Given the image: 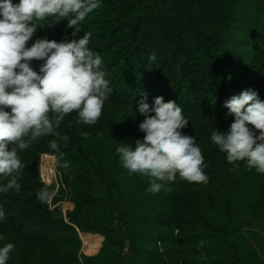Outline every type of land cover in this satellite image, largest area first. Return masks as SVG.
<instances>
[{
    "label": "trees",
    "instance_id": "1",
    "mask_svg": "<svg viewBox=\"0 0 264 264\" xmlns=\"http://www.w3.org/2000/svg\"><path fill=\"white\" fill-rule=\"evenodd\" d=\"M39 23L29 43L91 32L111 93L95 125L73 112L57 135L18 153L21 190L0 193V246L15 245L8 264H264V174L229 164L210 139L234 121L224 106L233 95L264 99V0H101L77 37L67 19ZM145 96L178 103L190 119L182 131L196 137L206 185L177 178L148 194V179L121 165L116 148L145 135L135 104ZM51 154L64 175L58 187ZM50 200H67L66 215Z\"/></svg>",
    "mask_w": 264,
    "mask_h": 264
},
{
    "label": "clouds",
    "instance_id": "2",
    "mask_svg": "<svg viewBox=\"0 0 264 264\" xmlns=\"http://www.w3.org/2000/svg\"><path fill=\"white\" fill-rule=\"evenodd\" d=\"M101 6V0H0V193L19 192L24 164L19 152L44 136L57 135L64 117L75 112L77 123L95 125L103 114L111 88L102 70L103 59L92 47L91 32L82 22ZM48 18L67 19L73 37L57 42L37 38L29 43L39 23ZM149 56V61L155 60ZM35 61H41L39 69ZM136 111L145 119L139 129L145 135L135 145L122 143L116 148L121 165L130 174L146 177L148 194H157L177 178L189 183L207 184V164L196 137L183 129L190 119L181 106L163 97L149 103L147 97L135 101ZM234 121L221 133H211V141L229 164L244 161L264 174V99L258 91L244 90L225 101ZM49 148L59 151L55 140ZM62 159V154L61 157ZM68 168L69 163L61 165ZM44 203L47 189L36 193ZM0 207V221L5 220ZM3 239V237H0ZM15 245L0 246V264H8Z\"/></svg>",
    "mask_w": 264,
    "mask_h": 264
},
{
    "label": "rangeland",
    "instance_id": "3",
    "mask_svg": "<svg viewBox=\"0 0 264 264\" xmlns=\"http://www.w3.org/2000/svg\"><path fill=\"white\" fill-rule=\"evenodd\" d=\"M51 156L53 157V161H54V173H53L54 179L52 180L53 181L52 183H54L58 187V185L60 186L61 182L63 181L64 175H63L62 172H59L58 171L56 157L54 155H52V154H51ZM43 159L44 158H43V155H42V157H41V163H40V175H41L42 180L45 181V182H47L46 181L47 178L44 175V171H43ZM51 202L52 201L50 200V203ZM69 206H70V204H69V202L67 200H62V201H60L57 204L51 203V207L52 208H57L58 207L59 209L62 210L63 214H65V215H66V212H67ZM101 240H102V238H101Z\"/></svg>",
    "mask_w": 264,
    "mask_h": 264
}]
</instances>
